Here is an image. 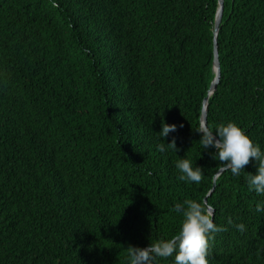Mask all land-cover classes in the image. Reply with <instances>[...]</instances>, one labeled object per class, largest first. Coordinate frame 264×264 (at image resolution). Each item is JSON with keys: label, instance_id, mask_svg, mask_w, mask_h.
Wrapping results in <instances>:
<instances>
[{"label": "trees", "instance_id": "trees-1", "mask_svg": "<svg viewBox=\"0 0 264 264\" xmlns=\"http://www.w3.org/2000/svg\"><path fill=\"white\" fill-rule=\"evenodd\" d=\"M217 8L0 0V264H127L130 247L178 233L176 204L204 198L224 229L209 264H264L255 164L223 171L196 130L207 97L208 126L234 121L264 150V0H222L209 93ZM163 123L177 152L157 151ZM181 158L200 184L179 180Z\"/></svg>", "mask_w": 264, "mask_h": 264}, {"label": "clouds", "instance_id": "clouds-1", "mask_svg": "<svg viewBox=\"0 0 264 264\" xmlns=\"http://www.w3.org/2000/svg\"><path fill=\"white\" fill-rule=\"evenodd\" d=\"M176 127L175 124L163 123L159 131L163 143L156 145L157 151H178L174 139L164 143V138L170 132H175ZM196 130L201 134L199 142L202 149L215 150L213 159L220 162L223 171L238 177L251 160L256 171L247 176L248 190L257 196H264V150L260 144L255 143L234 121L214 127L201 124ZM175 167L180 173L179 180L197 185L202 181L204 171L193 159L181 158ZM173 210L182 214L178 233L156 240L147 247H130L127 264H157L158 259L167 260L170 257H174L173 264H209V241L215 233L224 231L214 223L211 207L203 201L187 200L176 204ZM255 210L264 214V200L256 203ZM235 227L241 233L246 231L244 223Z\"/></svg>", "mask_w": 264, "mask_h": 264}, {"label": "water", "instance_id": "water-1", "mask_svg": "<svg viewBox=\"0 0 264 264\" xmlns=\"http://www.w3.org/2000/svg\"><path fill=\"white\" fill-rule=\"evenodd\" d=\"M221 11H222V0H218V8H217L215 18L213 21L214 32H213V60H212V63H213L215 75H214V78L212 79V81L210 83L209 90H208L209 93L214 91L218 77H219V74H220L216 37H217V31L219 28V22H220V18H221ZM206 109H207V97H205L203 99V104H202V108H201L202 112L200 114L201 124H206V113H207ZM204 202H206V198H204ZM211 210L213 211L212 208H211Z\"/></svg>", "mask_w": 264, "mask_h": 264}]
</instances>
